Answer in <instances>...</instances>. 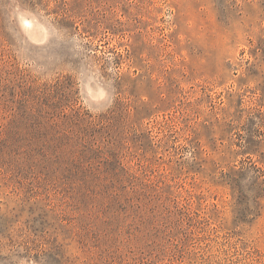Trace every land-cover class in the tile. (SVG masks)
Wrapping results in <instances>:
<instances>
[{"label":"rangeland","instance_id":"1","mask_svg":"<svg viewBox=\"0 0 264 264\" xmlns=\"http://www.w3.org/2000/svg\"><path fill=\"white\" fill-rule=\"evenodd\" d=\"M0 264H264V0H0Z\"/></svg>","mask_w":264,"mask_h":264}]
</instances>
